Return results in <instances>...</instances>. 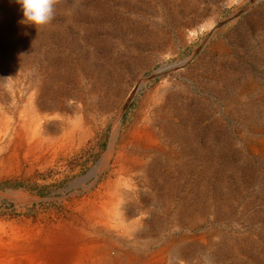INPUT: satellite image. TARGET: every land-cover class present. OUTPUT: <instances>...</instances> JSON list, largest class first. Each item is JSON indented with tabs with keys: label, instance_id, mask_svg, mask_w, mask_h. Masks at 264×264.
I'll return each instance as SVG.
<instances>
[{
	"label": "rangeland",
	"instance_id": "obj_1",
	"mask_svg": "<svg viewBox=\"0 0 264 264\" xmlns=\"http://www.w3.org/2000/svg\"><path fill=\"white\" fill-rule=\"evenodd\" d=\"M22 21L0 0V220L70 215L107 183L141 263L264 264V0H58ZM32 113L58 155L40 163L10 149ZM115 128L134 163L97 179ZM144 130L161 150L129 144Z\"/></svg>",
	"mask_w": 264,
	"mask_h": 264
},
{
	"label": "bare ground",
	"instance_id": "obj_2",
	"mask_svg": "<svg viewBox=\"0 0 264 264\" xmlns=\"http://www.w3.org/2000/svg\"><path fill=\"white\" fill-rule=\"evenodd\" d=\"M39 115L34 113L31 118V124L28 125L30 129L29 139L27 138L28 142L26 138L27 143L24 142L22 137H19V139H13L14 141H11L10 146V149L14 153L19 152L18 150L20 149H26V155L35 158L37 162L40 161L39 158L47 159L46 157L49 154L54 157L57 155L53 147L54 143L52 144L51 137H49L50 135L48 136L49 133H45L47 130L44 126L45 122H43ZM70 129L68 136L72 137L75 132L72 130L74 128ZM116 137L117 129L115 128L109 151L91 175L97 177L98 174H101L109 165L111 159H113L115 165L125 163L131 165L132 158L129 155H122L121 153L116 157L113 156ZM126 139L127 141L129 140V144L137 146L143 152L154 149L161 150L158 148L159 142L157 137L149 130L136 134L128 133ZM43 163H46V160H43ZM109 187L107 183H103L96 191L81 199L77 204L74 203L76 205L72 214L70 212V215L55 216L49 214L47 216H38L36 219L25 217L14 221L1 219L0 264H147L148 261L146 259V262L141 263L137 260V255H127L121 248L122 243L131 237L132 228L127 227L125 224L127 221L124 222L123 216L118 215L116 212L117 204L114 203H118L120 200L118 194L111 208L104 209V200L106 199ZM84 189L88 190L85 187ZM10 194L17 195L25 204L38 200V198L23 192H12ZM102 215L106 216V220L102 219ZM123 257L126 258L125 262L121 260ZM151 263L149 261V264ZM154 264L163 263L162 260H156Z\"/></svg>",
	"mask_w": 264,
	"mask_h": 264
},
{
	"label": "clouds",
	"instance_id": "obj_3",
	"mask_svg": "<svg viewBox=\"0 0 264 264\" xmlns=\"http://www.w3.org/2000/svg\"><path fill=\"white\" fill-rule=\"evenodd\" d=\"M23 14L22 23L35 26L36 29L48 25L55 17L58 0H15Z\"/></svg>",
	"mask_w": 264,
	"mask_h": 264
},
{
	"label": "water",
	"instance_id": "obj_4",
	"mask_svg": "<svg viewBox=\"0 0 264 264\" xmlns=\"http://www.w3.org/2000/svg\"><path fill=\"white\" fill-rule=\"evenodd\" d=\"M157 74H155L154 76H152L151 78H154Z\"/></svg>",
	"mask_w": 264,
	"mask_h": 264
}]
</instances>
